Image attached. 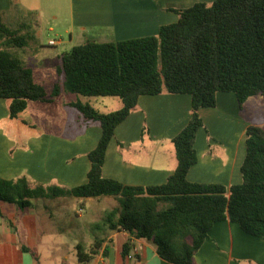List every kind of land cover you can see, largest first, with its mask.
<instances>
[{"label":"trees","instance_id":"obj_1","mask_svg":"<svg viewBox=\"0 0 264 264\" xmlns=\"http://www.w3.org/2000/svg\"><path fill=\"white\" fill-rule=\"evenodd\" d=\"M167 8L179 18L162 25L156 35L105 42L87 39L61 54L58 70L67 92L117 96L122 101V107L111 112L81 100L70 102L102 128L97 146L88 152L87 182L65 187L31 183L27 175L0 177V203L24 209L36 198L112 195L119 204V215L110 228L130 234L122 247L124 259L132 250L133 238H143L154 242L163 259L194 264L196 253L218 221L228 219L264 238V128L250 125L246 129L241 183L226 186L187 178L198 161L196 134L204 126L200 109L214 107L221 91L234 92L240 105L252 96L264 95V0H213ZM22 30L13 28L5 12H0V99L6 100L13 119L30 101H50L61 89L56 82L49 93L24 64L19 50L33 35ZM165 92L189 94L192 104L189 123L173 138L174 173L162 184L147 186L105 177L106 151L116 127L137 108L141 95ZM85 257L91 260L93 255L78 254L80 262Z\"/></svg>","mask_w":264,"mask_h":264},{"label":"crops","instance_id":"obj_2","mask_svg":"<svg viewBox=\"0 0 264 264\" xmlns=\"http://www.w3.org/2000/svg\"><path fill=\"white\" fill-rule=\"evenodd\" d=\"M20 1L0 0V12L8 16ZM212 1L71 0L67 30L71 39L77 32L101 42L156 35L162 25L179 18L168 6L190 7L197 2ZM57 18L55 15L54 19ZM21 27L24 29L21 33L33 35L27 46L19 50L28 66L25 55L33 53L29 43L39 33L33 32L31 26ZM61 54H57V64L52 68L59 77V94L50 101L41 102L58 103L62 109H71L74 106L70 102L85 100L78 96L63 97L70 92L63 88L64 76L58 70ZM53 82H50L51 93ZM121 107L122 101L117 109ZM200 114L204 126L196 134L198 161L189 169L188 180L226 186L241 183V167L247 154L246 129L250 125L264 128V95L252 96L240 105L234 92L221 91L217 94L216 105L201 108ZM191 115L189 94L141 95L137 108L116 127L106 151L104 176L132 186L166 182L177 167L173 138L189 123ZM8 117L13 119L6 100L0 99V177L12 179L26 174L38 182L65 187L87 182L91 167L88 152L97 146L102 135L97 122L81 114L75 131L32 136L27 149H15L16 141L1 126ZM0 207V264H42L37 233L40 230L44 233L46 228L38 225L40 221L36 216H25L22 210L18 211L14 203L1 202ZM90 227L79 225L75 228L86 235L83 242L73 244V254L77 255L75 264H96L99 260L104 264H176L160 257L154 242L143 238H133L132 250L124 259L122 247L130 237L127 231L111 229L107 224L101 234ZM80 253L93 257L91 260L85 257L80 263ZM63 258L69 257L65 254ZM194 264H264V238L247 233L228 219L218 221L196 253Z\"/></svg>","mask_w":264,"mask_h":264},{"label":"rangeland","instance_id":"obj_3","mask_svg":"<svg viewBox=\"0 0 264 264\" xmlns=\"http://www.w3.org/2000/svg\"><path fill=\"white\" fill-rule=\"evenodd\" d=\"M70 7L71 0H21L7 16V21L13 28L31 26L33 32L38 31L37 38L29 43L33 53L25 55V61L34 70L36 82L44 85L49 93L52 89L50 82L59 81L58 75L52 70L57 64V54L69 51L72 46L90 39L77 32L71 39L67 30L70 24ZM55 15L58 16L57 19H54ZM51 39H55L57 44L51 45ZM69 96L84 98V102L102 111L116 110L119 103L121 104V99L117 96H83L76 93L63 95ZM81 114L76 107L62 109L58 103L30 101L17 118L8 117L2 121L1 126L16 141L15 149H27L28 139L32 136L75 131ZM27 177L31 183L38 182L30 176ZM32 203V207L26 209L17 204L15 207L18 211L22 210L25 216H36L40 221L38 225L46 228L44 233L41 230L37 233L38 240L40 239L38 253L42 264H75L77 255L73 254V244L83 242L86 236L75 228L79 225L88 228L92 226V230L101 231L103 234L107 224L110 227L111 222L116 221L119 215V204L112 195L36 198ZM65 254L68 259L63 258Z\"/></svg>","mask_w":264,"mask_h":264},{"label":"built area","instance_id":"obj_4","mask_svg":"<svg viewBox=\"0 0 264 264\" xmlns=\"http://www.w3.org/2000/svg\"><path fill=\"white\" fill-rule=\"evenodd\" d=\"M50 44L54 45L56 44V40L53 39V40H50ZM130 257V256H129ZM96 264H104L102 260H99Z\"/></svg>","mask_w":264,"mask_h":264}]
</instances>
